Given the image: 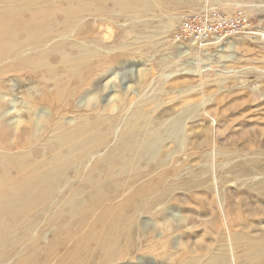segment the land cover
<instances>
[{
  "label": "bare ground",
  "instance_id": "1",
  "mask_svg": "<svg viewBox=\"0 0 264 264\" xmlns=\"http://www.w3.org/2000/svg\"><path fill=\"white\" fill-rule=\"evenodd\" d=\"M197 1L0 0V264H134L166 244L177 257L169 264H264L262 151L217 150L227 154L218 168L233 169V183L255 195L254 211L239 188L236 204L224 202L208 152L198 165L174 163L173 150L161 155V143L181 129V113L112 105L109 82L131 50H158L179 20L162 18L163 10ZM223 1L224 9L243 8ZM102 19L120 30L111 43L95 32ZM174 190L210 194L204 213L194 214L205 226L217 211L222 225L182 228L195 239L179 241L173 228L193 215L172 208ZM172 216L178 221L161 232Z\"/></svg>",
  "mask_w": 264,
  "mask_h": 264
},
{
  "label": "rangeland",
  "instance_id": "2",
  "mask_svg": "<svg viewBox=\"0 0 264 264\" xmlns=\"http://www.w3.org/2000/svg\"><path fill=\"white\" fill-rule=\"evenodd\" d=\"M223 2L198 0L192 6L164 9L161 16L171 18L172 15H180L182 18L186 12H194L191 8H219L226 12L242 9L264 29V0H236L243 4V8L233 5L227 9L222 8L225 6ZM180 17L175 21V26ZM98 24L95 32L100 31L99 37L104 42L111 43L117 39L120 30L115 22L102 19ZM174 27L161 34L158 50L143 53L137 45V51L134 48L131 50L128 61L118 67L114 79L109 82L115 85V91L111 92L112 105L119 109L131 103L133 108L145 102L144 105L154 116H176L181 113V129L174 132L176 137L167 138L161 143V155L167 150H173L174 163L179 165L187 161L198 165L203 160L202 153L208 152L212 172L224 188V202L236 204V188H239L241 201L257 211L256 205L260 203L264 207V200L258 198L257 203L253 200L255 195L252 192L235 185L231 174L233 169L218 168V163L226 160L227 154H219L217 150L237 152L245 147L248 151H262L263 155L257 158V162L264 163V41L240 35L212 41L202 47L174 44L169 40ZM158 38L152 37L150 43L156 44ZM122 80L126 81L127 87H121ZM25 83L22 81V84ZM106 92L101 91L99 97ZM8 98L6 105H9ZM197 191L198 194L194 195L182 190L172 192L179 199V202L171 205L172 208L193 215V218H186L188 221L185 227L182 225L172 230L179 231L176 237L181 242L193 243L195 238L185 239L180 230L184 228L190 232L193 224H199L200 217L194 213L203 214L206 209L203 199H211L210 194L203 195ZM215 214L217 216L213 222L205 226L199 224L196 230L202 233L203 230H216L222 225L219 213L216 211ZM228 217H236V214H228ZM176 221V216L161 221V232ZM201 239L207 242L211 235ZM174 251V248L166 244L155 251L143 253L145 257L141 261H134V264H169L177 259ZM157 252H167V256L160 260Z\"/></svg>",
  "mask_w": 264,
  "mask_h": 264
},
{
  "label": "built area",
  "instance_id": "3",
  "mask_svg": "<svg viewBox=\"0 0 264 264\" xmlns=\"http://www.w3.org/2000/svg\"><path fill=\"white\" fill-rule=\"evenodd\" d=\"M240 35L264 41V29L242 9L226 12L210 8L186 12L173 29L169 40L174 44L202 47L212 41Z\"/></svg>",
  "mask_w": 264,
  "mask_h": 264
}]
</instances>
